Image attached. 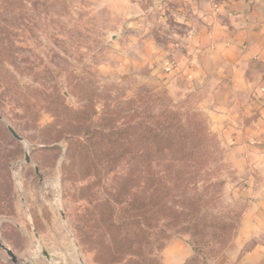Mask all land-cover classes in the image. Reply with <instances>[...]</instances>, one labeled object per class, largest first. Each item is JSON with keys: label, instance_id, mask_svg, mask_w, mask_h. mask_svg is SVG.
Masks as SVG:
<instances>
[{"label": "rangeland", "instance_id": "obj_1", "mask_svg": "<svg viewBox=\"0 0 264 264\" xmlns=\"http://www.w3.org/2000/svg\"><path fill=\"white\" fill-rule=\"evenodd\" d=\"M175 10L172 0H0V241L19 264H99V239L107 243L108 236L98 206L121 187L135 189L145 168L133 156L114 166L108 157L94 167L90 136L151 122L150 115L168 109L184 114L183 123L192 113L204 117L214 136L210 145L219 146L208 152L202 176L186 184L187 193L197 189L214 200V214L231 218L224 244L205 251L222 252L233 240L241 204L231 191L239 177L211 112L229 105L231 93H213L209 82L184 91L185 30ZM130 137L102 141L103 148L137 151L141 160L143 142ZM151 161H159L153 171L175 163L168 152ZM184 193L181 186L166 201H185ZM168 235L192 239L183 227L153 238L151 255L161 261L163 248L156 245L162 240L164 247ZM116 258L109 264H126ZM0 264H13L1 247Z\"/></svg>", "mask_w": 264, "mask_h": 264}, {"label": "crops", "instance_id": "obj_2", "mask_svg": "<svg viewBox=\"0 0 264 264\" xmlns=\"http://www.w3.org/2000/svg\"><path fill=\"white\" fill-rule=\"evenodd\" d=\"M172 1L185 30L184 91L209 82L213 93H231L229 105L211 110L212 127L230 150L239 177L231 194L242 211L230 245L210 264H264V0ZM193 255L187 236L162 249L163 264Z\"/></svg>", "mask_w": 264, "mask_h": 264}, {"label": "trees", "instance_id": "obj_3", "mask_svg": "<svg viewBox=\"0 0 264 264\" xmlns=\"http://www.w3.org/2000/svg\"><path fill=\"white\" fill-rule=\"evenodd\" d=\"M145 97L143 96V99ZM182 115L184 114L173 113L169 109L163 110L158 116L152 114L148 117L155 124L151 123L152 121L141 120L139 124L131 125L129 129L112 127L111 133L107 136L102 131H95L94 136H90L93 140L94 137L96 138L92 143L94 167L97 168L98 164L108 157H111V166H114L133 156L136 158V164L140 163L145 168L144 175L141 174L136 178L138 185H134L136 188L139 187V191L136 188L127 191L129 186L121 187L98 206L100 220L101 223H105L104 230L108 236L107 243L99 239L102 246L101 249H97L99 255L96 260L99 264L112 263L117 260L116 257H121L118 260H126V264H163L159 257L151 255L154 252L153 245L156 244L151 240L157 239L159 234L165 235V231L169 229L179 227L192 233L190 244L194 255L185 264H210V259L216 258L223 252L213 248L208 252L205 250L207 245L214 242L224 244L223 236L231 226L228 221L231 218L225 214H214L210 209L214 200L209 201L207 195L197 193V189H193V193H187L189 188L186 185L188 181L202 176V170L211 163L206 159L209 156L208 152L211 149L217 150L219 146L210 145L214 142L212 138L214 136L204 117L192 113L188 115L186 123H183ZM160 118H163V123L158 121ZM126 136L142 141L147 155L137 160L140 157L137 151H133L130 155L128 149L116 153L114 148H103L102 141L107 140L115 144ZM165 152L171 154L175 163H170L164 170L153 171V166L155 164L158 166L159 161L155 163L151 158ZM102 153L105 157L101 155ZM131 164L137 170L134 161ZM207 184L206 194L213 189V184L217 185V181H208ZM181 186L185 191L186 200L178 202L170 199L171 201L167 202L166 199L175 195L176 190ZM181 205L183 206L180 207ZM240 216L241 212L236 221V229ZM167 238L169 240L171 235ZM160 242L156 245L159 250L165 247L160 245ZM229 245H224L223 248L226 249ZM125 256L128 258L126 259Z\"/></svg>", "mask_w": 264, "mask_h": 264}, {"label": "water", "instance_id": "obj_4", "mask_svg": "<svg viewBox=\"0 0 264 264\" xmlns=\"http://www.w3.org/2000/svg\"><path fill=\"white\" fill-rule=\"evenodd\" d=\"M10 131L12 132V134L17 138V139H21V137L18 135V133L16 132V130L13 127H9ZM27 161H30V157L29 155L27 156ZM0 247L5 250L8 255L11 257L12 259V263L13 264H19V260L17 255L14 253V251L8 247L5 243H3L2 241H0ZM47 257H49L50 255L46 252Z\"/></svg>", "mask_w": 264, "mask_h": 264}]
</instances>
